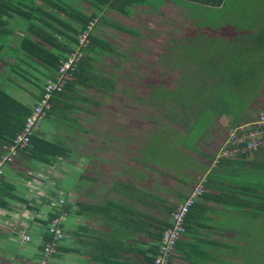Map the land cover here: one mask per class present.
<instances>
[{
  "label": "crops",
  "instance_id": "1",
  "mask_svg": "<svg viewBox=\"0 0 264 264\" xmlns=\"http://www.w3.org/2000/svg\"><path fill=\"white\" fill-rule=\"evenodd\" d=\"M84 1L87 7H78L97 13L95 26L103 23L129 29L116 23L115 18L128 19L138 11L147 12V7L151 12L159 7H180L194 27L191 36L195 40L225 37L222 39L234 44L231 51L236 50L232 54L238 57L245 53L243 44L264 42V15L260 14L264 13V0H160L159 4L156 0H137L140 3L132 5L128 14L110 7L99 9ZM207 17L219 23L209 19L214 31L204 24ZM244 22L246 31L240 32ZM25 27L26 21L17 15L8 18V28L13 32L10 36L8 30L0 47V88L32 107L47 76L42 65L28 59L12 68L18 57L23 58L17 52L16 37ZM258 52L263 54L264 50ZM112 53H89L83 74L79 79L70 78L76 82L63 90V96L53 104V112L45 117L55 126H46L43 131L39 126L36 132L37 136L61 141L66 154L45 163L23 151L4 166L0 179V264H39L46 221L52 213H65L66 217L61 225L63 237L48 264H149L163 229L171 223L170 212L188 196L200 176L207 180L205 195L197 199L167 264H264V259L259 261L255 256L258 251L264 253V246L258 249L259 236L264 240V150L248 157L223 159L213 167L211 161L228 130L240 122L232 119L224 128L216 120L209 134H197L187 147L180 142L176 146V153L191 162L178 170L181 177L171 169L162 170L145 162L144 150L167 125L162 127L150 115L148 122L158 125L144 130V121L137 113L144 105L156 110L154 105L162 101L155 98H160V91L168 90L152 88L155 85L150 83L145 85L152 92L150 97H137L139 87L144 85L125 82L117 67L120 64L106 61L100 66V56L117 55ZM258 59H264V54ZM105 63L112 64L114 70L107 71ZM31 69L34 77L30 76ZM188 69L183 67L178 72L182 87L194 86L185 78ZM198 72L205 77L196 80L204 85L207 76L218 77L220 73L205 71L202 76L203 72ZM111 103L135 109L139 127H131L129 134L109 132L104 126L100 131V111L109 107L110 115ZM185 130L178 132L182 138L188 135V125ZM46 131L48 134H44ZM5 145H0V153ZM212 170H216L214 174ZM237 221L243 223L238 226Z\"/></svg>",
  "mask_w": 264,
  "mask_h": 264
},
{
  "label": "rangeland",
  "instance_id": "2",
  "mask_svg": "<svg viewBox=\"0 0 264 264\" xmlns=\"http://www.w3.org/2000/svg\"><path fill=\"white\" fill-rule=\"evenodd\" d=\"M67 1L79 7H87L84 0ZM156 1L158 4L161 2L160 0ZM147 9V12L139 13L138 11L136 16L128 19L119 20L115 18L116 23L137 30L138 35L110 25H103V23L94 26L92 32L114 47L115 52L112 55L117 53L110 58L104 57L107 59L105 61L100 56L101 62L99 63L102 65H99L103 66L106 61L120 64L117 67L120 68L125 82L144 85L139 87L137 97H146L152 93L149 92L150 88L145 87V85H151L150 83H154L155 86L152 88L155 89L165 87L168 91L173 90L171 99L168 91H160V98L156 97L155 99L162 102L154 105L156 110L152 109L153 107L150 108L149 105H144L137 115L142 117L144 121L142 122L144 130L147 128L151 130L152 126L156 127L158 123L161 126L167 125L160 135H156V140L151 146L144 150V161L162 170L171 169L176 176L181 177L178 170L184 167V164L189 165L191 162L185 159V155L176 153L175 148L178 144L182 143L183 147H187V144L192 145L197 134H209V131L214 129L216 120H220L225 128L228 127V121H232V119L240 122L253 120L264 109V59H258L262 58L264 54V52L263 54L258 52L264 50V42L250 45L248 51L253 53L251 56L245 50V53L238 57L237 53L232 54L236 50L231 51L234 49V44H229L222 39L225 37L202 36L195 40L191 36L194 27L191 26V21L186 18L183 8L159 7L154 12L153 10L152 12L149 11V7ZM260 14L264 15L262 12ZM209 19L213 24L219 25V23L214 22L212 17H207V22L204 24H209L210 27L207 28L214 31L215 28L211 27L212 23ZM242 24L243 27L240 32L246 31L247 22ZM201 28V31L205 30V28ZM187 36L191 38L187 40ZM203 39L206 41H202ZM184 40L187 41V44H183ZM242 47L241 50H244V46ZM166 53L171 56H165ZM111 65L106 64V68H104L107 71L114 70ZM183 67L189 68L188 72L185 73L187 75L184 76L193 82L194 86L182 87L179 85L180 79L178 78L182 76L178 72ZM136 68L137 72L135 71ZM199 70L203 72L201 73L202 76L205 71L210 74H214V72L221 74L219 73L218 77L207 76L205 79L207 85H204L196 80L201 79L200 81H202L205 77L200 76ZM180 72L182 71L180 70ZM162 103H165V107ZM111 106L110 115L108 113L109 107L104 112L100 111V124L97 125L100 131L104 126L109 132L129 134L131 127L133 129L136 126L139 127L135 123V109L124 106L117 107V104L113 105V103ZM150 115H153L158 123L154 125L149 123L147 119ZM56 120L62 122L61 118ZM49 122L50 118L42 120L41 131L46 126H55L54 121ZM186 125H188V135L186 138H182L178 132L185 133ZM167 129L169 130L167 131ZM44 134H48L47 131ZM215 171L212 170V173L214 174ZM184 179L186 178L184 177ZM242 223L239 221L237 225L240 226L239 224ZM262 228L264 229V227ZM259 238L261 239L259 241L261 246L258 249L262 250L264 240L262 236ZM255 256L259 261L264 259V253L261 251L255 253Z\"/></svg>",
  "mask_w": 264,
  "mask_h": 264
},
{
  "label": "trees",
  "instance_id": "3",
  "mask_svg": "<svg viewBox=\"0 0 264 264\" xmlns=\"http://www.w3.org/2000/svg\"><path fill=\"white\" fill-rule=\"evenodd\" d=\"M86 1L92 2L94 7H98L99 9L110 7L116 11L120 10L125 14H128V9L132 5L140 3L137 0ZM15 15L20 17L21 20L26 21V27L22 30V34L16 37L17 52H21L23 58L18 57L15 62L12 63V68L19 67L18 61L25 62V60L28 59L31 60V62L35 61L42 65L47 78H53L54 75H56L60 61L74 49L77 42V35L86 29L90 21H95L96 23L98 18L95 11L90 12L83 10V8L81 9L76 4L67 0H0V47L4 46L2 42H4L8 30L10 31V36L12 35V29L8 28V18ZM115 27L138 35V31L135 29ZM88 38L89 43L82 49L83 55L77 65L76 71L72 74L71 78L73 79L74 77L79 79L80 75L83 74V65L90 59L89 53L115 52L114 47L109 42L95 36L92 31L88 35ZM242 46H244V50L250 48V45L247 44H243ZM30 76L34 77V74L31 73ZM25 78H27V75ZM73 79H69L66 82L64 89L76 82ZM42 91L43 84L39 96ZM58 96H63V91L53 94L51 98L52 107L47 114L52 113L55 109L53 104L55 100H59ZM30 111L31 107L25 105L7 91L0 88V145L12 142L16 133L22 128L24 120ZM261 150H264V147L259 148L257 151ZM24 151H27L30 158L45 163H51L56 157L66 154V149L62 146L61 141L50 140L43 136H37L36 134L30 137V143ZM248 156L251 155L244 154L242 157ZM203 195H205V192L202 196ZM195 204L196 202L186 215V220ZM55 215L57 214L52 213L49 215L46 221L47 225ZM52 240V234L47 231L44 242H51ZM44 244L41 246V252ZM155 252L149 264L153 260Z\"/></svg>",
  "mask_w": 264,
  "mask_h": 264
},
{
  "label": "built area",
  "instance_id": "4",
  "mask_svg": "<svg viewBox=\"0 0 264 264\" xmlns=\"http://www.w3.org/2000/svg\"><path fill=\"white\" fill-rule=\"evenodd\" d=\"M95 21H90L86 29L77 35V42L74 49L62 59L58 65L56 75L47 78L43 83V91L31 107L30 113L26 116L22 128L16 133L11 143L4 146L0 153V179L3 168L6 164L12 163L30 143V137L36 134L42 120L51 109V98L53 94L64 90L66 82L76 71L77 65L83 55L88 43V35L91 33ZM264 147V109L259 112L255 119L241 121L233 125L227 132L221 146L216 151L211 165L217 166L222 159L240 158L244 154L252 155L259 148ZM204 176L197 178L192 185L188 196L175 205L170 212L171 223L161 233L157 250L150 264H167L175 248L176 242L185 232V220L190 208L205 192ZM65 213L55 215L47 225V231L52 234L53 240L46 242L39 257V264H48L49 257L56 251L57 243L63 237L62 222L65 220ZM29 236L26 235L25 239ZM2 264H12L3 262Z\"/></svg>",
  "mask_w": 264,
  "mask_h": 264
}]
</instances>
